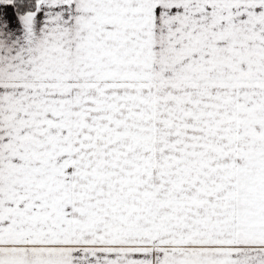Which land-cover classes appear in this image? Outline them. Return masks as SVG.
<instances>
[{
  "label": "snow or ice",
  "instance_id": "6c2138e0",
  "mask_svg": "<svg viewBox=\"0 0 264 264\" xmlns=\"http://www.w3.org/2000/svg\"><path fill=\"white\" fill-rule=\"evenodd\" d=\"M0 264H264V0H0Z\"/></svg>",
  "mask_w": 264,
  "mask_h": 264
}]
</instances>
